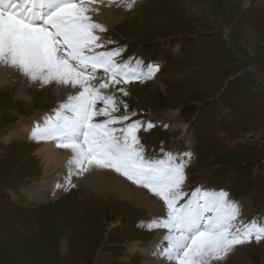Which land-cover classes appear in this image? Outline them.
<instances>
[{
  "label": "rangeland",
  "instance_id": "374dc122",
  "mask_svg": "<svg viewBox=\"0 0 264 264\" xmlns=\"http://www.w3.org/2000/svg\"><path fill=\"white\" fill-rule=\"evenodd\" d=\"M103 35L114 43L98 51L122 47L118 60L160 66L152 80L121 85L128 96L111 87L105 91L136 111L133 120L156 123L139 133L146 154H159L161 147L191 151L187 192L223 189L239 203L240 220L264 219V88L244 75L253 67L264 82V0H144ZM0 69L11 83L9 91H0V264H168L152 256L150 243L158 239L155 230L140 227L150 220L145 212L119 202H80L76 185L57 188L64 176L44 175L34 156L38 143L26 137L31 130L5 141L12 127L20 129V117L55 116L65 101L57 96L68 91L53 84L54 95L28 82L24 97L18 80L26 79ZM98 80H106L103 70ZM152 84L158 91H148ZM123 113L120 105L115 115ZM163 124L177 127L170 132ZM202 169L210 171L201 175ZM28 192L47 194V200L29 202ZM141 244L148 246L144 253L136 250ZM227 260L264 264V243L239 246Z\"/></svg>",
  "mask_w": 264,
  "mask_h": 264
},
{
  "label": "snow or ice",
  "instance_id": "6c2138e0",
  "mask_svg": "<svg viewBox=\"0 0 264 264\" xmlns=\"http://www.w3.org/2000/svg\"><path fill=\"white\" fill-rule=\"evenodd\" d=\"M137 0H0V67L11 68L28 82L55 84L75 90L43 124L33 125L29 139L53 142L69 150L64 183L75 187L72 176L108 170L147 190L161 202L162 213L141 223L143 229L166 230L152 256L168 264H225L239 246L264 243V219L243 221L240 205L223 189H184L191 151L147 155L139 133L156 126L133 120L136 111L102 90L110 87L128 96L125 87L154 79L158 63L117 57L124 50L98 33L108 29L93 19L100 5L130 11ZM106 80L92 83L97 71ZM103 105L102 107L99 105ZM123 105L124 113L115 115ZM103 117V119H98ZM167 128V124L162 125ZM208 170H201L207 175Z\"/></svg>",
  "mask_w": 264,
  "mask_h": 264
},
{
  "label": "bare ground",
  "instance_id": "6f19581e",
  "mask_svg": "<svg viewBox=\"0 0 264 264\" xmlns=\"http://www.w3.org/2000/svg\"><path fill=\"white\" fill-rule=\"evenodd\" d=\"M143 1L144 0H137L136 5L130 11L132 12L137 11L139 5ZM98 7H99V13L98 14L94 13L93 19L103 24L108 29L107 31L112 30L115 26L116 27L119 26L120 21L123 20L125 15H127V12H129V11H126L122 8H118L115 6L106 7V6L100 5ZM98 34L102 38L106 39L103 33H98ZM18 81L21 82V90L24 92V97H26L25 95L28 91L26 90L25 87L26 85H28V81L23 80V79H19ZM100 82H101L100 80L92 81V83L95 85H98ZM10 84L11 83L7 79V76L4 73L3 69L2 70L0 69V91H3V90L9 91ZM56 87L58 88L60 92H64L67 90L68 91L67 94L74 93L75 91V90L64 88L58 85H56ZM50 88L53 94L55 95L56 90L53 84L44 87V90L47 91V89H50ZM158 89L159 88H157V84H156L148 88V91L151 93H154L155 91H158ZM106 90L107 89L102 90V91L105 92ZM67 96L65 97L57 96V100H66ZM22 99L24 98L22 97ZM36 113L38 112H35V114ZM46 116H51V115L47 114ZM44 117L36 115V117L32 120L30 119L25 120L20 117L19 120L16 122L19 126L18 128L20 129L15 132V127H12L13 129H10L11 130L10 133L4 136L5 141L9 143L11 140H16L17 139L16 135H21L22 133L28 132V130L30 131L33 125L36 123L43 124ZM176 127L174 126L172 127V125L171 126L169 125L168 128L171 132L173 129H176ZM181 130L182 132H185V127L182 126ZM26 137L29 138L28 136ZM34 143L36 144L37 142L33 141V144ZM37 146H35L37 148L35 150L34 156H36L35 160L43 164L44 175L48 176L50 174L56 173L59 176H65L67 174L66 161L69 159L71 155L70 151L66 149L57 148L55 144L50 141L49 142H39ZM50 169L52 170L51 173H49ZM62 179L64 180V178ZM72 182L74 185L78 186L77 187L78 189L77 191L79 193L78 200L80 202L86 201L89 203L94 202L96 204H113L115 202H119V203H122V204H125L131 207L134 210H141L142 212H145L148 215V217H150V219L152 217L159 216L162 213L161 202L157 198H154L150 193L147 192V190L139 188L136 185L131 184V182L127 181L125 178L117 175L114 172H111L108 170H93L89 173H85L83 176H72ZM187 185H188L187 182H185V185H184L185 191H187ZM45 189H48V188L45 187ZM46 195H43L42 193L32 194L31 192H28L26 194V198L28 199L29 202L42 203L47 200ZM165 231L166 230H163V229L155 230V233H153V238L154 240L156 239L158 240L156 242L150 243L151 246L149 247V249L151 251L156 250L157 244L162 240V237L164 236ZM147 248H148L147 244L146 245L141 244L136 248V250L138 252L144 253V251ZM151 260H153V258ZM150 263L148 262L144 264H150ZM155 263L156 261H152L151 264H155Z\"/></svg>",
  "mask_w": 264,
  "mask_h": 264
},
{
  "label": "built area",
  "instance_id": "2783aa9c",
  "mask_svg": "<svg viewBox=\"0 0 264 264\" xmlns=\"http://www.w3.org/2000/svg\"><path fill=\"white\" fill-rule=\"evenodd\" d=\"M244 71H245L244 75L247 73L250 77H253L254 80L259 83L260 86L257 84L256 88H259V87L264 88V86H261V84H264V82L262 79H260L261 76L259 75V72H257L256 69H254L253 67L252 68L248 67ZM235 77L239 78L238 74H236ZM262 94L264 95V91L262 92ZM263 101H264V99H263Z\"/></svg>",
  "mask_w": 264,
  "mask_h": 264
}]
</instances>
